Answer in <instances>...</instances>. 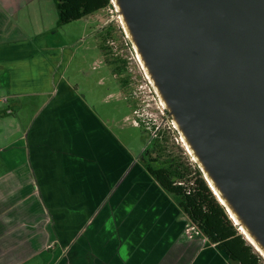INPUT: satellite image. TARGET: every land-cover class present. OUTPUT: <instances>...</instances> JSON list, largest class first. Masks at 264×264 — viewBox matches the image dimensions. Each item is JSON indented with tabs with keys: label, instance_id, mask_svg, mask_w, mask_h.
<instances>
[{
	"label": "crops",
	"instance_id": "0c3cea01",
	"mask_svg": "<svg viewBox=\"0 0 264 264\" xmlns=\"http://www.w3.org/2000/svg\"><path fill=\"white\" fill-rule=\"evenodd\" d=\"M63 26L54 0H0V264H232L163 189L106 199L127 145L66 78Z\"/></svg>",
	"mask_w": 264,
	"mask_h": 264
},
{
	"label": "water",
	"instance_id": "95a60500",
	"mask_svg": "<svg viewBox=\"0 0 264 264\" xmlns=\"http://www.w3.org/2000/svg\"><path fill=\"white\" fill-rule=\"evenodd\" d=\"M115 1L214 195L232 219L206 173L264 248V0Z\"/></svg>",
	"mask_w": 264,
	"mask_h": 264
},
{
	"label": "rangeland",
	"instance_id": "374dc122",
	"mask_svg": "<svg viewBox=\"0 0 264 264\" xmlns=\"http://www.w3.org/2000/svg\"><path fill=\"white\" fill-rule=\"evenodd\" d=\"M60 33L63 43L74 54L66 78L77 87L79 96L86 101L96 117L127 145V149H123L122 145L111 144V160L113 154L117 152V157L110 161L111 165L121 167L125 173L119 175L117 181H113L114 177L111 174L112 181L106 199L108 196L109 199L114 196L119 198L125 187L128 189L127 198L134 195L133 191L137 186L145 189L142 192L144 198L149 195L150 190L154 196L156 193H162V188L144 167L146 161L144 151L149 145L152 147L151 143L156 139H160L154 133L159 127L164 131V137L159 143L165 148V159L173 157L186 166L191 162L198 166L191 153L181 143L182 136L178 131L169 132L168 125L173 118L157 95L124 28L121 14L114 6L83 20L66 24ZM102 46H105L108 52L103 51ZM71 52L67 53L71 55ZM106 59L126 61L125 73L114 77ZM125 80L128 82L126 85L123 84ZM142 120L148 125L144 122V126ZM135 122L139 123L138 126ZM155 126L157 128H154ZM118 153L121 154L120 158ZM156 155L157 153H153V157ZM166 197L170 202L173 201L170 196ZM104 208L106 209V206L99 209L100 213L105 210ZM178 218L180 221L184 219V222H188L184 232L191 236V239L204 237L193 229L192 223L182 212ZM202 241L208 242L206 238H202ZM54 242L51 240L50 244L54 245Z\"/></svg>",
	"mask_w": 264,
	"mask_h": 264
},
{
	"label": "trees",
	"instance_id": "16d2710c",
	"mask_svg": "<svg viewBox=\"0 0 264 264\" xmlns=\"http://www.w3.org/2000/svg\"><path fill=\"white\" fill-rule=\"evenodd\" d=\"M54 1L64 25L114 6L112 0ZM101 48L108 52L105 46ZM106 62L111 66L113 75L122 76L125 73L126 61L106 59ZM127 83L123 81V84ZM159 134L160 139H156L151 143L152 147L149 145L144 151V167L150 176L232 264H264V258L238 230L199 167L192 162L186 166L173 157L165 159V148L159 143L164 137V131L160 130ZM153 153H157L156 157H153Z\"/></svg>",
	"mask_w": 264,
	"mask_h": 264
},
{
	"label": "bare ground",
	"instance_id": "6f19581e",
	"mask_svg": "<svg viewBox=\"0 0 264 264\" xmlns=\"http://www.w3.org/2000/svg\"><path fill=\"white\" fill-rule=\"evenodd\" d=\"M114 3H116V1L114 0ZM118 7V12L120 13V8H119V5H117ZM121 18H122V21L124 23V26L125 28L127 29L128 33L130 34V31H129V28H128V25L124 19V16L123 14H121ZM122 24V23H121ZM135 48L137 49V55L142 63V66L143 68L145 69L146 73L149 75L148 71H147V67H146V64L144 62V60L142 59V56L140 54V51L138 49V47L136 46L135 44ZM163 100V98H162ZM163 104L166 106V102L163 100ZM175 125H177V123H175ZM178 126V125H177ZM182 144H184V146L186 148H188L193 155H194V151L192 150V148L190 147L189 143L187 142L186 138L184 137V134H182V139L180 140ZM191 155V154H190ZM195 156V159L197 160V157L196 155ZM192 157V156H191ZM195 161V160H194ZM203 167V166H202ZM204 168V167H203ZM212 187L214 188L215 190V194L220 198V200L222 201V203H224L225 205H227L228 207V210L230 211L231 213V217L232 219L235 221V224L239 226V230L245 235V237L247 238V240L254 246V248L260 253V255L264 258V248L258 243V241L256 240V238L253 236V234L248 230V228L244 225V224H240V219L239 217L237 216V214L234 212V210L232 209V207L228 204V202L224 199V197L221 195V193L219 192V190L217 189V187L215 186L214 182L212 181V179L209 177V175L206 173Z\"/></svg>",
	"mask_w": 264,
	"mask_h": 264
},
{
	"label": "built area",
	"instance_id": "2783aa9c",
	"mask_svg": "<svg viewBox=\"0 0 264 264\" xmlns=\"http://www.w3.org/2000/svg\"><path fill=\"white\" fill-rule=\"evenodd\" d=\"M115 7V6H114ZM136 51V50H135ZM2 102H4V103H7L8 102V99L7 98H4L3 100H2ZM9 113H11L12 111H8ZM142 123H143V125H144V122L145 121H141ZM135 124L138 126V122H135ZM145 124L146 125H148V123H146L145 122ZM145 126V125H144ZM169 127V131H178L177 130V128H176V126H175V124H174V121L172 120V122H171V124L170 125H168ZM154 128H157L156 126L154 127ZM173 129V130H172ZM161 129H160V127L159 128H157V129H155L154 131V133H155V135H156V137H160V134H159V131H160ZM179 133V132H178ZM181 136V135H180ZM182 139V137H180V140ZM187 151H188V149H186ZM189 152V151H188ZM190 153V152H189ZM192 156V155H191ZM193 158V157H192ZM193 160H194V158H193ZM234 224H235V222H234ZM193 225V229H196L197 231H198V234L200 235V234H202L201 232H200V230L194 225V224H192ZM236 225V224H235ZM237 227H238V230H239V226L238 225H236ZM240 232V231H239ZM203 235V234H202ZM191 237V236H190Z\"/></svg>",
	"mask_w": 264,
	"mask_h": 264
}]
</instances>
